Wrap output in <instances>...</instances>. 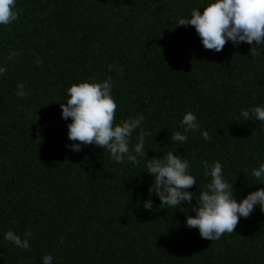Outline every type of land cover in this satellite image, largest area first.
Instances as JSON below:
<instances>
[{"label": "trees", "instance_id": "obj_1", "mask_svg": "<svg viewBox=\"0 0 264 264\" xmlns=\"http://www.w3.org/2000/svg\"><path fill=\"white\" fill-rule=\"evenodd\" d=\"M0 264H264V0H0Z\"/></svg>", "mask_w": 264, "mask_h": 264}]
</instances>
